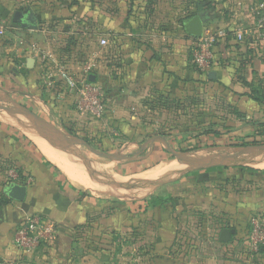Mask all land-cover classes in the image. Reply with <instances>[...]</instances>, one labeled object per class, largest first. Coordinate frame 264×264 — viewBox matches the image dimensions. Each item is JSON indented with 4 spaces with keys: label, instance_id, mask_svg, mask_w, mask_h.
Masks as SVG:
<instances>
[{
    "label": "crops",
    "instance_id": "crops-1",
    "mask_svg": "<svg viewBox=\"0 0 264 264\" xmlns=\"http://www.w3.org/2000/svg\"><path fill=\"white\" fill-rule=\"evenodd\" d=\"M257 1L206 0L203 7L202 0H51L46 10L28 8L38 13L33 21L37 26L22 28L9 20L15 12L28 10H20L23 0H0V22L5 26L1 39H15L6 45L0 40V53L7 56L4 83L12 86L11 78L31 86L33 95L25 94L32 103L28 108L51 123L59 122L77 135L105 139L112 134L118 142L110 146L125 152L137 146L141 150L144 136L160 130L185 134L174 141L162 135L172 148L191 150L206 144L203 150L225 149L231 146H222L216 134L196 132L201 121L187 120L195 118L196 107L201 111L203 76L192 63L195 38L185 32L183 19L194 13L204 18L205 25L227 30L228 36L215 47V77L206 82L242 113V118L235 115L244 119L237 130L260 134L264 103L252 93L256 89L264 94V42L256 32ZM78 18L89 21L85 43L61 50L59 42L74 33L70 28ZM37 20L44 21L42 27ZM46 24L59 32L45 29ZM237 28L252 34L239 41ZM22 37L26 41L20 48L25 52L18 51ZM95 37L108 38L109 46L101 47ZM31 45L59 50L76 74L82 71V55L97 54L93 76L107 95L103 119L81 116L74 90L59 83L61 91L43 86L35 57L29 78L23 81L18 72L30 58L23 54L32 51ZM11 51L19 63L8 56ZM26 127L37 129L21 116L18 121L0 122V190L10 165L33 178L29 185L20 184L26 186L23 200L8 196L9 202L0 205V264H264V250L252 260L247 254L250 219L264 215V170L215 165L219 154L199 156L202 151L196 150L188 151V158L212 161H186L172 154L146 165L157 153L156 143L165 145L161 141L140 154H136L140 150L122 152L130 158L100 163L83 157L75 147L60 146L37 129L58 157L65 158L75 182L26 133ZM160 165L169 168L148 178V172ZM30 214L53 220L57 236L53 244L24 256L13 237ZM224 228L235 231L229 242L220 240Z\"/></svg>",
    "mask_w": 264,
    "mask_h": 264
},
{
    "label": "built area",
    "instance_id": "built-area-1",
    "mask_svg": "<svg viewBox=\"0 0 264 264\" xmlns=\"http://www.w3.org/2000/svg\"><path fill=\"white\" fill-rule=\"evenodd\" d=\"M264 0H258L256 13L259 15L257 23L258 38L264 42ZM5 29L4 23L0 22V32ZM236 38L243 41L251 34V30L237 28ZM228 32L224 28H217L212 25H205L203 35L195 38L191 50V60L195 68L201 75L209 77L216 64L215 47L217 43L226 38ZM19 44H25L24 39H19ZM109 39L103 37L99 40L101 47H108ZM31 52L35 53L39 68V79L43 86L48 89L63 90L57 84H63L65 89L76 92L75 107L77 112L89 119L101 120L107 112V95L104 87L90 77L97 68V54L89 53L80 60L82 71L76 74L70 66L69 60L57 49H43L31 45ZM7 177L12 184H21L20 175L14 168L7 170ZM33 182V178L28 176L25 185ZM247 232V254L249 258L255 259L264 246V215L258 213L250 219ZM57 236V225L50 218L42 214H30L25 216L16 227L13 242L21 255L27 256L40 250L42 246L55 242ZM122 264V263H116Z\"/></svg>",
    "mask_w": 264,
    "mask_h": 264
},
{
    "label": "rangeland",
    "instance_id": "rangeland-1",
    "mask_svg": "<svg viewBox=\"0 0 264 264\" xmlns=\"http://www.w3.org/2000/svg\"><path fill=\"white\" fill-rule=\"evenodd\" d=\"M50 1L51 0H23L24 6L20 7L21 8L20 10H23L25 8L26 9H28V8L32 9L33 8L35 10H38V9L46 10L47 9L46 7H48L47 5L50 4ZM74 1L77 3H80V2H84L85 0H71V2H74ZM91 1H94L96 3V0H90V2ZM17 13H18V11L12 15V17L9 20V24L11 25L12 23L15 22L17 25L22 27L23 24L16 22V20H15ZM70 13L72 14V16H73V14H75L74 10H71ZM74 17H75V15H74ZM67 19L68 18H66L65 20H67ZM46 25H47V27H45V29L50 30V32L55 33V34L57 32H59V29L54 28L49 24H46ZM89 26H90L89 21H87L86 18H84V19L78 18L77 20H75V23L73 25H71V28H70V29H73L72 32H74V33L72 35H67L64 38L62 37L61 42H59V44L61 45L60 49L62 50L65 47L71 48V46H78V45L84 44L85 43L84 41L86 39L85 33H86V30ZM40 27H42V23H41ZM64 28H66V26ZM75 34H77V37L75 36ZM101 38H103V37H101ZM101 38L95 37L94 39H101ZM22 39H24V38L22 37ZM0 40L4 45H6L9 42L14 44V42H15L14 38H12L9 41L8 39L7 40L1 39V36H0ZM24 41H26V40L24 39ZM57 43H58V41H57ZM20 47H23V45L19 46V49H18V51L21 52L22 48H20ZM14 51L13 52L11 51L8 56L11 57L12 60H15L16 63H19L18 62L19 60H17L16 53H14ZM22 52H25V51H22ZM77 52H81V51H77ZM26 56L30 57V58H34V53H32L31 51H30V53L26 52L23 54V57L25 58ZM82 56H81V58H83ZM6 57H7L6 55L0 53V122H3L4 124L7 121L12 122L15 120L16 121L20 120V116L16 112L10 111L11 110L10 108L15 107V104H13L12 101L17 102L20 105L30 107L29 105H31L32 103H30V101H29L30 97H27L26 95H33V93H32L33 88L26 83L25 84H19L18 82L16 83V81L11 79V78H10V81H11L10 83H13L12 86L4 83L5 78H3V77L5 75L3 74V72L5 74H7V71L3 67L4 66L3 63L5 62ZM30 70L31 69H29L27 66H24V65H22V67L19 69L18 75H20L22 77L24 82H26L27 79L29 78V71ZM202 89L203 90H202V100H201V111L199 113V111L196 107L195 118H188L187 120L189 122L194 121L196 123L201 121V123H199L200 126L196 125V132L200 133V134L204 130H206L210 127L216 128L217 130H219L220 133L216 134L215 138L219 142H221L220 144L222 146H227V147L231 146V147L221 149V150L215 149V150H210V151L208 150L207 151V150H203L205 148V146H208L205 144V146L204 145L203 146L198 145L197 147L191 149L192 151H194V152H195V150L197 152L202 151V153L199 154V156L200 155L201 156H204V155L207 156V155L212 154V153L213 154H219V156H222V155L227 154V153H233L236 150V148L254 145L251 143L254 139L259 140L261 142L260 144H264V132H260V134L252 135V134H250L251 131H242L241 132V131L236 129L239 122L241 124L244 123V119L241 120V119L236 118L235 114H233V112H235V110L232 108V106H229L230 102L226 101V99L222 96V92H219L217 89H214L213 87H211V85L208 82H203ZM48 92H43L42 96H44L45 98L49 96V98H51V95ZM90 120H93V119H90ZM47 121H49V120H47ZM49 122H51V121H49ZM54 125L63 129L65 132L73 133V134L77 135L76 133L71 132L70 130H65L59 122L57 124H54ZM240 126H242V125H240ZM154 135H163L165 137H169V139L171 141H174L175 138H178L179 136L180 137L185 136V134H181V135L170 134L168 132L160 130L158 132H155L154 134H146L144 136L143 141H147L149 138H151ZM79 136H81L85 139H90L91 140L90 143L93 146H95L96 148H98L104 152H108V153H115V152L134 153V152L140 150V147H138V146L127 148L126 152L124 150L117 148V147H112V146L116 145L115 142H118V139L114 138L112 134L108 135V136L106 135V138H105L106 140L104 139L103 136L98 137V135H91L88 133L80 134ZM220 137L222 138V140L220 139ZM204 141L206 143V140L204 139L201 142V144H204ZM110 145H112V146H110ZM164 146L165 145H162L159 142L156 143L157 153H156V155L152 156L153 159L150 160L148 163H146V165L150 166L151 164H155L158 161V159H161L162 157H165V156L171 157L172 156L171 154L166 153V151L164 150L166 147L164 148ZM74 147H75L74 148L75 151H77L79 154H81L83 157H85L87 159H90V160H93L96 162H100V163H109V159L97 156L96 154L92 153L88 148H86L84 146H74ZM173 148H175V150L178 152L184 151L183 147L178 148V146H176V145L173 146ZM148 149H149V147L144 149L143 151L146 152ZM259 158L264 159V153L258 154L257 156L252 157L248 160L232 163L231 166L232 167H242L243 166L244 168H248L251 171H253V170H255V171L264 170L263 168H257L255 166H253L252 164H250L251 160H257ZM218 160H219V158H218ZM205 163H208V161H206ZM189 166H196V168H198L197 165H191L190 164ZM192 172H194V171H192Z\"/></svg>",
    "mask_w": 264,
    "mask_h": 264
},
{
    "label": "water",
    "instance_id": "water-1",
    "mask_svg": "<svg viewBox=\"0 0 264 264\" xmlns=\"http://www.w3.org/2000/svg\"><path fill=\"white\" fill-rule=\"evenodd\" d=\"M28 11H31L28 9ZM22 12H18L16 14V22H19L23 24V26H28L29 24L23 23L20 19V15ZM205 26V20L200 15H194L190 18H187L183 21V27L185 29V32L193 36L194 38L201 37L203 35V30ZM36 27V26H34ZM35 59L29 58L27 61L26 66L31 69L34 67ZM215 77V72L209 73V78ZM92 80H95L94 76L91 75L90 77ZM13 104H15V107L10 108L9 110L12 112H16L18 115H20L25 122L30 124L31 126L45 132L47 135H49L51 138H53L60 146H68V147H74V146H84L88 148L92 153L96 154L97 156L104 157L110 160H124L127 158H130L129 155L123 154L121 152H115V153H108L104 152L95 146H93L89 141H87L85 138L75 135L73 133L65 132L63 129L57 127L53 123L47 121L40 115L34 113L32 110H30L28 107L18 104L17 102L12 101ZM156 141H161L165 144L166 149L173 155H175L177 158H183L186 161H192L193 162H202L204 160H210V157L205 158H199V159H190L188 158L189 155H191L188 151L178 152L175 149H173L170 144L165 140V138L162 135H154L151 138H149L147 141H145L142 144L141 150L137 152L136 154H140L144 149L151 147ZM264 153V144H257V145H250L247 147H239L236 148V150L233 153L218 156L219 160L217 159L212 164L215 165H228L244 160H248L252 157L257 156L258 154ZM135 154V155H136ZM25 190L26 186H22L20 184H11L5 189V193L8 194L11 198L15 199H24L25 196ZM235 231L230 228H224L221 231L220 234V240L222 242H229L231 240L232 234Z\"/></svg>",
    "mask_w": 264,
    "mask_h": 264
},
{
    "label": "trees",
    "instance_id": "trees-1",
    "mask_svg": "<svg viewBox=\"0 0 264 264\" xmlns=\"http://www.w3.org/2000/svg\"><path fill=\"white\" fill-rule=\"evenodd\" d=\"M205 5H207V4H206V0H202V6L204 7ZM32 12L34 13V15H37V14H38L37 12H34V11H32ZM193 15H194V13L191 14L190 16H187V17L184 18L183 20H185V19H187V18H189V17H192ZM36 18H37V17H36ZM183 20H182V21H183ZM37 22H38V24H39V23H43L44 21H38V20H37ZM29 26H31V27H32V26H37V24H36V22H35V23H29ZM22 28H28V27L22 25ZM202 76H203V80H202V82H206V81L209 80V77H206V76H204V75H202ZM252 93H253V95H255L254 98H255V100H256L258 103H264V94H263V93H261L260 91H258V90H256V89H254ZM229 106H232V108L235 110V112H233V114H235L238 118H242V113L239 112V110L236 108L235 105H233V104L230 103ZM208 133L218 134V133H220V132H219V130H217L216 128H212V127H210V128H208V129L204 130L201 134H208ZM255 136H256V135H255ZM86 140L89 141V142H91L90 139H86ZM251 143L254 144V145H257V144H260L261 142H260L259 140L254 139ZM262 143H263V142H262ZM165 151H166L168 154H171L167 149H166ZM184 151H192V150L185 149ZM171 155H172V154H171ZM8 168H14V169L19 173V175H20V183H21V184H25V181H26L27 177L30 176L29 174H26L21 168L15 166V165H10ZM11 184H12V181L7 177V180H6V182L4 183L3 188L0 190V205H3V204H5V203H8V202H9L10 199H9L8 195L5 193V189H6L8 186H10ZM113 233H115V232H113ZM115 237H116V235H115ZM263 250H264V246L262 247L261 252H262Z\"/></svg>",
    "mask_w": 264,
    "mask_h": 264
},
{
    "label": "bare ground",
    "instance_id": "bare-ground-1",
    "mask_svg": "<svg viewBox=\"0 0 264 264\" xmlns=\"http://www.w3.org/2000/svg\"><path fill=\"white\" fill-rule=\"evenodd\" d=\"M27 131L26 133L29 134V136H31L41 147V149L53 160H55V162H57L64 170H67V164L65 163V158L60 159L58 157V155L56 154V152L52 149V147L44 141V139H42L40 137V133H38V131L36 130H31L30 127H26L25 128ZM65 157V156H63ZM260 159V158H259ZM252 161V162H251ZM250 164H252L253 166L257 167V168H263L264 169V159H260V160H251ZM70 163V162H68ZM71 164V163H70ZM243 164V163H242ZM171 165V164H170ZM179 167V166H178ZM168 166H164V165H160L159 167H156L154 170H152L151 172H148V178H152V177H157L160 176L162 174H164L167 170H168ZM174 168V167H173ZM151 170V169H150ZM171 170V169H170ZM68 174L70 175L71 179L75 182H78L77 180H75L73 177V175L71 173L68 172ZM144 177V176H143ZM146 178V177H145ZM157 179V178H156ZM83 183V182H82Z\"/></svg>",
    "mask_w": 264,
    "mask_h": 264
},
{
    "label": "flooded vegetation",
    "instance_id": "flooded-vegetation-1",
    "mask_svg": "<svg viewBox=\"0 0 264 264\" xmlns=\"http://www.w3.org/2000/svg\"><path fill=\"white\" fill-rule=\"evenodd\" d=\"M23 23H33L35 15L32 11L25 10L19 16Z\"/></svg>",
    "mask_w": 264,
    "mask_h": 264
}]
</instances>
